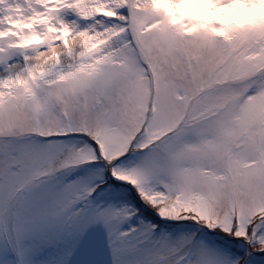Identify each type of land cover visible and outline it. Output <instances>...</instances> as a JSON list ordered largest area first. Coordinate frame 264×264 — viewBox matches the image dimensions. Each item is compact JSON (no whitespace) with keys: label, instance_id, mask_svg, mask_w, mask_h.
<instances>
[{"label":"snow or ice","instance_id":"snow-or-ice-1","mask_svg":"<svg viewBox=\"0 0 264 264\" xmlns=\"http://www.w3.org/2000/svg\"><path fill=\"white\" fill-rule=\"evenodd\" d=\"M0 264H264V0H0Z\"/></svg>","mask_w":264,"mask_h":264}]
</instances>
